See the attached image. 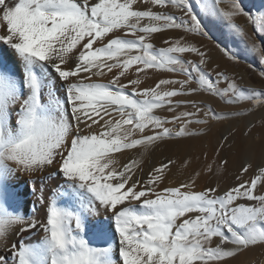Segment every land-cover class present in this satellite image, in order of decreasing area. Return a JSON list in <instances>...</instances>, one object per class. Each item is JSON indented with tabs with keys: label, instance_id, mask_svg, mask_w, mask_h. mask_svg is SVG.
<instances>
[{
	"label": "snow or ice",
	"instance_id": "snow-or-ice-1",
	"mask_svg": "<svg viewBox=\"0 0 264 264\" xmlns=\"http://www.w3.org/2000/svg\"><path fill=\"white\" fill-rule=\"evenodd\" d=\"M246 61L259 88L229 68ZM241 105L264 109V6L0 0V264H234L264 248V159L229 174L232 127L210 163L144 160Z\"/></svg>",
	"mask_w": 264,
	"mask_h": 264
},
{
	"label": "bare ground",
	"instance_id": "bare-ground-1",
	"mask_svg": "<svg viewBox=\"0 0 264 264\" xmlns=\"http://www.w3.org/2000/svg\"><path fill=\"white\" fill-rule=\"evenodd\" d=\"M262 6H264V0H256V8L259 9ZM246 21H247L246 18H243V17H238L237 20H236V22L238 24H240L241 26L242 25L245 26ZM213 35L215 36V34H213ZM244 81L246 82V84L248 86H250L249 80L247 78H245ZM227 111H229V110H227ZM260 117L261 118L264 117V112L260 114ZM251 123H255V124L257 123L256 120H255V118H253L251 120ZM248 125L249 124L236 123V122H234V119L233 120H230L229 122H222V123H220V126H221V128L223 130H226L229 127H232L235 132L238 131V130L236 131V128L237 127H239V130L241 129L240 127H244L245 131H247ZM220 126H219V128L217 126L216 127L214 126L213 127V131H215V128H217L218 130H220ZM217 133H218V131H217ZM187 142L188 141L185 140L183 143H181L179 145L174 144V143H167V144H162L159 148L150 149L144 155V160H145V162L160 161V160H163L165 156H183L185 154H190V156L194 160H196L198 158H202V155L206 153L207 156H208V161L207 162L210 163L212 161V159L214 158V153H213V147L211 145L208 144L209 146L207 147V150L206 151L199 152L200 151L199 150L197 152L196 150H194L195 149L194 147H193L194 149L193 148H189L187 146ZM195 143H197V142H195ZM251 143H248V144L250 145ZM246 144H247V142H246ZM255 144H257V145H264V135L260 136V138L257 141L254 142V145ZM248 146H246V148H248ZM251 146H253V145H250V148H251ZM249 150L246 149L245 151L240 152L239 151V148L234 144V154L230 158V167L228 169L229 174L232 173V172H234V171H236V169L239 168L241 162L244 159H246V158L247 159H251L253 162H259L261 159H264V149H263V154H262V156L260 158L259 157H256L254 155L255 152L254 153L251 152L253 150H251V151H249ZM132 151H133V153L135 155H138L142 151V149H139L138 148V149L132 150ZM117 155H119V154H117ZM183 171L184 172H187V169H184ZM237 264H264V248L254 247L250 252L246 253L243 257H241V260L239 262H237Z\"/></svg>",
	"mask_w": 264,
	"mask_h": 264
},
{
	"label": "rangeland",
	"instance_id": "rangeland-1",
	"mask_svg": "<svg viewBox=\"0 0 264 264\" xmlns=\"http://www.w3.org/2000/svg\"><path fill=\"white\" fill-rule=\"evenodd\" d=\"M245 4H247L249 7L252 8V11L253 12H256L257 8H256V0H244ZM237 23V22H236ZM238 24V23H237ZM240 25V24H239ZM243 26V25H242ZM245 28V31L248 33L249 36H253V39L256 40L258 39L257 37H255L253 35V28L252 26L250 25V23L248 21H246L245 23V26H243ZM215 36L214 37H218V33H214ZM198 43H200L202 46H205V47H209V48H212L214 47V42L211 41V40H203V41H197ZM229 46L231 47V44H229ZM233 51H237V49L235 48H232ZM247 61L246 62H243V63H240L238 65H229V68L232 72L234 73H237L239 74V76H243V78H247L249 80V83H250V86L251 87H256V88H259L260 86V82L258 79H256L250 72V70L248 69L247 67ZM247 75V76H246ZM237 107H239V109L245 113L244 115L240 116L239 118H236V120L234 119V122L236 123H244V124H250L251 123V120L253 118H255L256 120V124L258 125L257 128L253 129V131L251 132V134L249 135H245L246 131L244 129V127H240L241 131L239 130V127L236 128V131L235 132V145L239 148V151L242 152V151H245L246 149L251 151V152H255L254 155L256 157H261L262 154H263V149H264V145H257L255 144L254 145V142L257 141L260 136H262V133H264V129H262L261 127H259V125L261 124V117H260V114L264 112V109H255L254 111H250L248 110L247 106L246 105H241V106H228L226 108H224L225 111L227 110H235ZM244 107V108H243ZM229 108V109H228ZM243 108V109H242ZM220 110V109H218ZM245 110V111H244ZM252 116V117H251ZM254 116V117H253ZM250 117V118H249ZM248 118V119H247ZM251 119V120H250ZM242 121V122H241ZM225 122H229V121H225ZM218 128L220 126V124H217L216 125ZM215 126V127H216ZM198 127V126H197ZM217 128H215V131H212L207 135V136H204V137H200V138H197V139H188L187 141V146L189 148H193L194 150H196L197 152H202V151H206L207 150V147L209 145H211L212 147H214V144L216 142V138L219 136L220 132L221 131H224L221 126H220V130H216ZM218 131V133H217ZM237 135V136H236ZM247 140V141H246ZM252 140V141H251ZM197 142V143H195ZM247 142V144H246ZM252 142V143H251ZM248 143H251L250 145H253L251 146L250 148V145ZM209 144V145H208ZM213 144V145H212ZM195 145V146H194ZM249 145V146H248ZM246 146H248V148H246ZM245 149V150H244ZM259 153V154H258ZM237 264V262H234V264Z\"/></svg>",
	"mask_w": 264,
	"mask_h": 264
}]
</instances>
